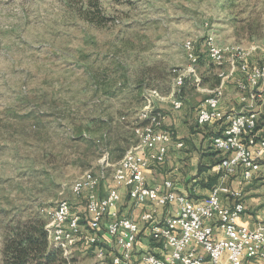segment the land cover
<instances>
[{"label":"rangeland","instance_id":"rangeland-1","mask_svg":"<svg viewBox=\"0 0 264 264\" xmlns=\"http://www.w3.org/2000/svg\"><path fill=\"white\" fill-rule=\"evenodd\" d=\"M206 22L230 69L243 53L264 61V0H0V264L18 226L43 219L50 236L58 201L83 210L73 182L89 171L110 178L135 128L152 124L144 112L163 115L162 96L197 88L194 72L175 82L188 40L196 81L222 84L205 55ZM54 246L58 264H96L84 239L73 253Z\"/></svg>","mask_w":264,"mask_h":264},{"label":"built area","instance_id":"built-area-1","mask_svg":"<svg viewBox=\"0 0 264 264\" xmlns=\"http://www.w3.org/2000/svg\"><path fill=\"white\" fill-rule=\"evenodd\" d=\"M203 37L206 57L221 69L227 65L229 51H221L217 40H209L213 32L208 24ZM189 61L185 76L179 79L182 86L187 72H194V82L198 74L200 55L196 47L185 48ZM240 74L241 86L247 90L242 96L246 108L239 112H228L220 107L221 97L227 80L235 73ZM223 82L218 84L197 107L196 121L199 126L218 122L220 131L212 137L211 149L218 152L215 164L220 182L209 194L201 199H193L177 193L171 179H165L162 186H151L145 178V170L150 165L165 161L173 141L172 131L163 125L162 114L144 112L145 119L153 124V143L144 147L142 125L135 128L138 140L127 148L129 160L121 173H112V178L126 191L129 200L143 210L139 218L121 212L123 194L119 187L108 186L103 192L92 191L90 179L83 184V210L75 209L65 200L55 204L56 226L52 228L50 244L65 242L73 249L80 240L92 247L96 264H244L245 257H264V211L255 227L237 222L245 212L243 193L223 184V179L241 168L242 179L250 181L261 169L264 156V90L263 95H255V87L264 81V61L249 62L243 53L236 56L234 72L219 70ZM254 97H261V104H254ZM175 109L180 108L176 99L172 101ZM177 147L183 143L178 141ZM104 176H102L103 178ZM221 195L233 199L223 203ZM61 207H68V214H61ZM166 207L162 216L158 210ZM184 211L185 219L174 220V212ZM47 214V213H46ZM84 216L95 219L97 233H88ZM46 217V215H45ZM156 220H166V228L156 227ZM149 230L151 240L159 252L138 250L141 224ZM103 230L114 247L109 248L100 231ZM202 248V251L199 248Z\"/></svg>","mask_w":264,"mask_h":264},{"label":"crops","instance_id":"crops-1","mask_svg":"<svg viewBox=\"0 0 264 264\" xmlns=\"http://www.w3.org/2000/svg\"><path fill=\"white\" fill-rule=\"evenodd\" d=\"M229 68H231L229 65H225L221 69L227 71ZM221 69L215 67L217 73ZM204 77L202 86H200V80L199 83H196L197 88L192 90L190 94L186 91L181 95L175 94L174 89H172L167 96L161 97L162 100H165L164 103L160 104L165 112L162 119L163 125L172 131L173 141L170 144V150L165 161L150 165L145 170V178L149 185L162 186L165 179H171L177 193L188 195L193 199L203 198L220 182L219 174L215 169V164L219 158L211 149V140L220 131L221 126L218 122L199 126L196 121L198 105L208 95V91H212V88L220 84V79L212 82V79L208 81L206 80L207 76L204 75ZM220 78L223 80L222 77ZM259 88L261 94H263L264 83ZM258 92L259 90L255 88V95H259ZM244 94H247V90L241 86L240 74L235 72L224 86L220 107L228 112L244 110L247 105L242 101ZM178 98L180 101L177 100L176 102H180L181 107L175 109L172 101ZM254 104H261V97H254ZM178 141L183 143L182 147H177L176 143ZM107 155H109V152H107ZM122 160L116 166L113 167L116 162L112 165V173L121 164ZM241 172V168L238 167L233 174L225 177L222 182L231 189L242 191L245 212L237 222L252 228L260 222L264 211V156L261 160V169L255 173L252 180L244 181ZM99 173H103L104 177L100 179L96 191L103 192L108 186L119 187L123 194L121 212L139 218L143 207L136 206L129 200L126 191L118 182L113 180L112 175L109 178L106 177L105 172ZM79 199L82 200V198ZM221 200L226 204L233 202V199L227 195H221ZM166 210V207L160 208L158 210L159 215L162 216ZM89 227L88 233H97V226L95 228L93 226ZM140 227V238L137 242L138 250H149L158 253L159 248L151 240L146 225L142 223ZM100 233L103 239L106 240L107 246L113 248L114 245L107 234L103 230ZM199 250L202 251V248L200 247ZM244 264H264V257H245Z\"/></svg>","mask_w":264,"mask_h":264},{"label":"trees","instance_id":"trees-1","mask_svg":"<svg viewBox=\"0 0 264 264\" xmlns=\"http://www.w3.org/2000/svg\"><path fill=\"white\" fill-rule=\"evenodd\" d=\"M214 152L218 155V152ZM45 224L46 220L36 219L18 226L6 239L5 264H58L56 261L60 250L49 243Z\"/></svg>","mask_w":264,"mask_h":264},{"label":"bare ground","instance_id":"bare-ground-1","mask_svg":"<svg viewBox=\"0 0 264 264\" xmlns=\"http://www.w3.org/2000/svg\"><path fill=\"white\" fill-rule=\"evenodd\" d=\"M191 45H192L191 41H189V40L185 44V46L189 47V48ZM233 48H235V47H233ZM221 51H224L222 47H221ZM227 72H234V69L229 68V70H227ZM218 74L220 77L223 78L222 73H218ZM182 78L183 77L180 75L176 76L175 82L177 83L178 80L182 79ZM261 82L262 81H260V84H261ZM255 88H258V87H255ZM177 103H178V106H180V102H177ZM142 133H143V139H144V147H150L151 143H153V124H147L146 123V124L142 125ZM127 160H129V153L125 156V158L122 160L121 164L114 170L113 173H121V170L127 164ZM102 176H103V173H97L96 174V173L90 172V171L87 172L81 178H78L73 182V184L71 186L72 187V193H76L78 191H83V184H88V178L89 177H91L90 188H92V191H96V187L98 186ZM75 197L78 199L83 198V194H75ZM65 200L66 199L60 200L56 204H60L61 202H65ZM61 214H68V207H61ZM50 218L52 219L51 222H53V227H55L56 223H57V213H54V208L51 210V217ZM183 219H185V212L184 211H176V213L174 212V220H183ZM85 220H88V222H90V224H91L90 226H93L95 228V219H93L92 216H84V221ZM156 227L166 228V220H156ZM58 243L65 244V242H58ZM66 245H68V244H66Z\"/></svg>","mask_w":264,"mask_h":264}]
</instances>
